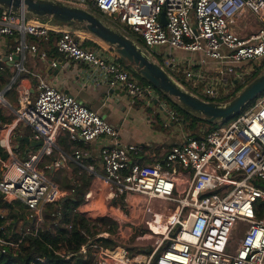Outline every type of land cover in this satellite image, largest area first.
I'll use <instances>...</instances> for the list:
<instances>
[{
    "label": "built area",
    "instance_id": "2783aa9c",
    "mask_svg": "<svg viewBox=\"0 0 264 264\" xmlns=\"http://www.w3.org/2000/svg\"><path fill=\"white\" fill-rule=\"evenodd\" d=\"M73 1L113 16L151 52L165 46L163 58L156 59L206 100L227 101L263 68L264 0ZM163 13L167 24L161 20ZM51 31L56 30L35 23L25 9L0 14V37H11L15 44L4 58L11 74L0 89V107L4 104L14 115L0 125V147L7 153L6 158L0 153V197L23 204L27 220L34 224L15 239L16 223L8 229L13 219L0 200L1 230L6 234L0 236V255L9 249L22 253L25 236L38 235L50 207L54 223L72 230L73 222H63L60 206L71 193H64L42 167L55 153L49 168L55 171L72 163L86 172L95 182L85 191V200L107 204L116 221L113 231L99 230L77 252L61 242L49 245L65 264H74L75 256H85L91 264H264V94L217 129H201L198 138L184 135L162 160L141 163L143 145L123 142L120 130L96 110L29 69L30 58L47 60L35 40H48ZM78 32H61L55 43L60 54L99 70L110 87L124 89L132 103L160 101L153 85L141 83L136 67L122 64L102 48L84 46ZM176 48L200 56L185 60L173 54ZM252 61H260L259 66ZM242 62H249L248 71L234 67ZM59 63L52 59L49 66ZM23 74L36 81L34 99L33 87L22 83ZM14 91L17 106L7 98ZM171 114L178 118L173 110ZM23 130H30L31 139L43 146L33 152L29 148L21 158L14 140ZM62 134L74 144L71 150L59 145ZM101 137L105 142L98 155L79 145ZM136 248L144 252L136 253ZM37 260L55 264L45 257Z\"/></svg>",
    "mask_w": 264,
    "mask_h": 264
},
{
    "label": "crops",
    "instance_id": "0c3cea01",
    "mask_svg": "<svg viewBox=\"0 0 264 264\" xmlns=\"http://www.w3.org/2000/svg\"><path fill=\"white\" fill-rule=\"evenodd\" d=\"M35 21L39 24L49 26L51 29H55L56 32H62L68 28L78 30L79 27L76 25L70 27L57 24L50 18H40L39 20L35 19ZM36 43L39 47V43L37 41ZM55 43L56 42H54V45ZM8 46L13 47V40L6 36L0 37V56H3V59L9 53L7 51ZM43 51H46L47 54L51 53V50L48 48ZM173 54L179 58H185V60L196 59L200 56L199 54L188 53L177 48L173 50ZM52 59H57L60 62L55 68L49 66V62ZM124 65L136 67L132 63H125ZM28 66L31 71L40 72L47 77L50 83L77 97L84 104L96 110L107 122L120 130V139L123 142L143 145L144 151L138 157L141 163H151L162 160L165 153L172 145L179 143L182 141L184 135L190 133L187 131L185 124L181 125L178 121L180 118L173 119L171 114L172 110L163 108L161 102L159 103L157 100H154V102L138 101L142 103H132L127 92L124 89L110 87L107 78L99 70L91 68L83 63L68 60L60 53L54 58H49L47 55V60H43L39 57H32L30 58ZM22 83L33 87L32 99H34L36 96V91L34 92L35 79L31 78L30 75L24 76L22 77ZM140 104L145 107H141ZM142 109L149 111L147 117L144 116V110ZM159 111L163 112V118L160 122L162 126H160V123L155 126L156 114H158ZM161 128L168 131L170 137L174 136L175 139H169L165 142L164 139L166 134L161 131ZM175 130H178V132ZM174 132H176V135H173ZM19 136L31 137V132L30 130H23ZM58 142L61 147L67 150H71L74 145L66 134H62ZM104 142V137H101L98 141H92L86 144L81 142L79 145L89 148L94 155H98ZM37 149L38 148H36V150ZM56 157L57 155L54 153L52 156H47L45 161L50 159L49 165L51 166ZM64 165H66L70 175H73V167L71 166L75 165L72 163H66ZM42 167L45 168V166ZM56 171L58 170L53 172ZM69 196L71 197L72 195L70 194Z\"/></svg>",
    "mask_w": 264,
    "mask_h": 264
},
{
    "label": "trees",
    "instance_id": "16d2710c",
    "mask_svg": "<svg viewBox=\"0 0 264 264\" xmlns=\"http://www.w3.org/2000/svg\"><path fill=\"white\" fill-rule=\"evenodd\" d=\"M73 1V0H69ZM75 2V1H73ZM78 3V2H75ZM4 9L0 7V14ZM90 10L95 12L98 15L103 17H107L103 11L99 8L92 7ZM37 19L36 17H33ZM40 19V18H39ZM56 22V21H54ZM57 24H61L56 22ZM63 25V24H62ZM69 26V25H66ZM128 33L136 38V40L146 47L143 39L133 32L132 30L125 28ZM61 32L51 31L50 37L48 40H35L39 43V51L42 52L43 50L50 49L51 53H48L49 58H54L59 54L54 45V42L59 38ZM77 37L81 40L82 44L86 47H97L102 48L105 51L109 52L110 54L114 55L118 61L122 64H131L126 59L122 58L115 50V47L108 45L106 42L101 40L100 38L94 36L88 31L81 29L77 33ZM12 39L11 37H8ZM15 48V44L13 43V47H7V51L10 53ZM49 52V51H47ZM264 67V63H263ZM261 71H257L253 74L250 80L254 79ZM10 70L6 61L3 59V56H0V89L2 86L7 83L8 77L10 76ZM137 77L140 79L141 83L144 84H151L145 78H143L140 73H137ZM177 79L186 84V81L183 76L177 77ZM249 80V81H250ZM153 85V84H151ZM154 86V85H153ZM190 89L191 87L187 85ZM155 87V86H154ZM156 88V87H155ZM157 89V88H156ZM189 89V90H190ZM192 90V89H191ZM237 89L231 97L227 100L235 96L238 92ZM160 101H165L175 110L176 115L185 123L187 131L190 132L191 135L195 137H200L202 132L201 129L204 127L200 124L206 126L205 133L213 131L217 129L222 122H209L205 118L197 117L188 111L184 110L178 100L175 101L171 96L164 94L161 90L157 89ZM264 94L261 93L260 95ZM259 95V96H260ZM207 99V98H205ZM12 121V118L5 114L3 108L0 107V125L3 123H9ZM24 143V141L20 142ZM0 153L7 157V153L3 151L0 147ZM2 201L1 207L6 209L7 215L10 219H13L11 222L12 225H8V229L15 226L14 238L18 239L24 229L27 226H30L34 229V224L27 220L24 212H20L19 209L16 210L15 205L19 204L23 207V204L18 202H9L5 201L3 197H0ZM60 206L63 210V222L69 223L70 221L73 222L72 230H68L66 227L62 226L61 224L56 225L54 223L53 218L51 217L50 213L52 212V207H50L47 212L46 216L48 218L47 222L43 225V227L39 230L37 236H33L32 234H28L25 236V243L21 244L22 253L14 254L12 249H9L6 254L0 255V264H44L41 261L37 260V257H45L49 262H54L55 264H65V260L61 259L60 257L55 256L52 249L49 245L57 246L60 242L64 247L71 252H77L80 246L87 241V239L93 235H95L99 230H110L113 231L115 227L116 221L109 216V206L107 204H100L98 203H90L85 200L84 192L81 194V190L77 189L73 196L66 198L65 200L60 201ZM260 217H263V214H259ZM24 222V228L22 230H18L19 225L21 222ZM97 222L100 225L96 224ZM3 225V220L0 219V236H6L1 230V226ZM74 264H91L90 259L86 258L85 256H75L73 257Z\"/></svg>",
    "mask_w": 264,
    "mask_h": 264
},
{
    "label": "water",
    "instance_id": "95a60500",
    "mask_svg": "<svg viewBox=\"0 0 264 264\" xmlns=\"http://www.w3.org/2000/svg\"><path fill=\"white\" fill-rule=\"evenodd\" d=\"M0 7L13 11L25 9L31 17L51 18L70 27L80 25L85 31L115 47L116 52L122 58L136 66L143 78L164 94L176 98L184 110L197 117L205 118L209 122H224L231 119L264 92L263 69L243 90L229 100L223 102L206 100L177 82L160 63L151 58L149 50L137 42L134 37L125 33L116 24L104 21L92 10L73 1L0 0ZM161 20L167 24L164 13ZM14 58L17 59L18 55H14ZM22 141L30 147L43 146L42 141H35L30 136H18L16 148H19Z\"/></svg>",
    "mask_w": 264,
    "mask_h": 264
},
{
    "label": "rangeland",
    "instance_id": "374dc122",
    "mask_svg": "<svg viewBox=\"0 0 264 264\" xmlns=\"http://www.w3.org/2000/svg\"><path fill=\"white\" fill-rule=\"evenodd\" d=\"M96 14V13H95ZM98 15V14H97ZM98 16H100L104 21H107L108 23L110 22V23H114V24H116L117 26H119L125 33H127L128 35H130L129 33H128V31H126V29L125 28H123V26L122 25H120L119 23H118V21L117 20H115L114 19V17L113 16H107V17H103V16H101V15H98ZM51 19V18H50ZM36 20H39V18H37ZM35 23H38L37 21H35ZM76 26H79L78 27V30L80 31L82 28H81V26L80 25H76ZM131 36V35H130ZM133 37V36H132ZM136 39V38H135ZM138 42V41H137ZM143 46V45H142ZM145 48V47H144ZM165 52V46H160V47H156L155 49H153L152 50V52L149 50V53H150V56H151V58L152 59H154L156 62H158V63H162L161 65L162 66H164V68L169 72V74L177 81V82H179L180 84H182L187 90H189V87L187 86V84H183V83H181L178 79H177V77L175 76V75H173V73L171 72V71H169L168 70V68H166V67H169L168 65H166L165 63H163L161 60L159 61V60H157L156 59V56L160 59V58H163V53ZM189 53V52H188ZM259 63H260V61H252V62H250V64H253V65H257V66H259ZM264 63V62H263ZM29 67V66H28ZM234 67L236 68V69H238V70H242V71H248V69H249V62H242V63H238V64H234ZM264 69V67L261 69V70H263ZM261 73V72H260ZM24 76H29L28 74H23L22 75V77H24ZM249 82H251V80L250 81H248L245 85H242L240 88H239V90H238V92L235 94V96L241 91V90H243L244 89V87L249 83ZM190 91V90H189ZM8 99H10V101L13 103V104H15L16 106H17V103H18V101H17V93H16V91H14V92H11L9 95H8V97H7ZM175 101H177V99L176 98H173ZM138 103H142V102H138ZM162 103H166L165 101H162ZM162 103H161V105H162ZM166 106H167V108L169 109V110H173L172 109V107L170 106V104H168V103H166L165 104ZM140 106L141 107H143L144 105H141L140 104ZM1 107L4 109V111H5V114L7 115V116H9V117H11L12 118V120L14 119V115L10 112V110L4 105V104H1ZM145 107V106H144ZM135 109V108H134ZM142 110H144V116L145 117H147V114H149V111H146L145 109H142ZM174 112H175V110H173ZM162 111H159L158 112V114H156V120H155V122H154V125L155 126H157L158 125V123H160L161 122V120H162V118H163V116H162ZM176 113V112H175ZM175 117H178L177 115H175ZM179 118V117H178ZM201 126H203L204 128L203 129H206V126L205 125H203V123L202 124H200ZM160 126H162L161 125V123H160ZM160 129V128H159ZM162 130V132L163 133H165L166 134V137H165V139H164V141L165 142H167L169 139H172V140H174L175 138H174V136H171L170 137V134L168 133V131H166L164 128H161ZM175 131H177L178 132V130H175ZM173 135H176V132H174L173 133ZM14 144H18V142L16 141V140H14ZM27 145V146H26ZM31 149V151L33 152V151H35L36 150V148L37 147H30L28 144H26L25 142L24 143H21V145H20V147L19 148H15L16 149V152H17V154L19 155V157H21V158H23L24 156H25V153H26V151L28 150V149ZM4 151V150H3ZM5 152V151H4ZM2 154V153H1ZM3 155V154H2ZM4 156V155H3ZM45 161V160H44ZM49 164H50V159H47L44 163H42V166H45V169H46V171L51 175V177H52V179L55 181V182H57L59 185H60V187L62 188V190L64 191V193H66V192H68V193H71V195H74V193L75 192H71V189L73 188V187H77L78 185H79V187H78V189H80L81 190V194L84 192L85 193V191L87 192L88 190H89V187L91 186V184L93 183V182H95L94 180H93V178L92 177H90L86 172H81L80 171V169L78 168V167H75V166H71V167H73V175H70V173L68 172V170H67V168H66V165H63L61 168H60V170H58V171H56V172H53L52 171V169L51 168H49ZM15 207H16V210H18L19 209V211L20 212H24V214H25V216H27V211H26V209L24 208V206L22 207V206H20L19 204H16L15 205ZM24 222L22 221L21 223H20V225H19V229L18 230H22L24 227ZM136 253L137 252H144L143 250H140L139 248H136Z\"/></svg>",
    "mask_w": 264,
    "mask_h": 264
}]
</instances>
